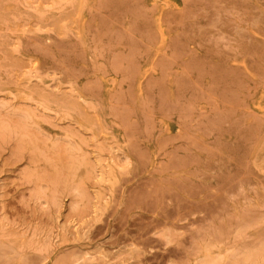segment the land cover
Segmentation results:
<instances>
[{
  "label": "rangeland",
  "instance_id": "rangeland-1",
  "mask_svg": "<svg viewBox=\"0 0 264 264\" xmlns=\"http://www.w3.org/2000/svg\"><path fill=\"white\" fill-rule=\"evenodd\" d=\"M0 264H264V0H0Z\"/></svg>",
  "mask_w": 264,
  "mask_h": 264
}]
</instances>
